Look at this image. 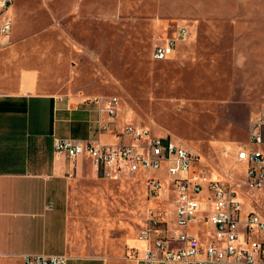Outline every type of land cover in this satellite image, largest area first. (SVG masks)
<instances>
[{
    "label": "rangeland",
    "instance_id": "1",
    "mask_svg": "<svg viewBox=\"0 0 264 264\" xmlns=\"http://www.w3.org/2000/svg\"><path fill=\"white\" fill-rule=\"evenodd\" d=\"M13 7L11 36L52 89L116 96L115 117L197 154L205 176L245 179L237 152L264 112V0H15ZM180 28L187 35L173 55L155 59L154 47ZM14 43L0 42V51ZM107 176L79 192L100 187L111 201L107 222L128 211L140 227L149 208L145 181ZM161 178L155 204L169 219L175 192L167 194L164 171ZM238 196L264 218V187L241 184Z\"/></svg>",
    "mask_w": 264,
    "mask_h": 264
},
{
    "label": "crops",
    "instance_id": "2",
    "mask_svg": "<svg viewBox=\"0 0 264 264\" xmlns=\"http://www.w3.org/2000/svg\"><path fill=\"white\" fill-rule=\"evenodd\" d=\"M13 10L11 32L2 43L10 37L15 43L0 51V264H25L24 256L31 254H64L67 264H138L136 257L145 249L139 237L145 221L136 227L126 211L125 217L107 222L112 206L100 187L79 192L89 180L109 179L107 172L85 154L69 159L54 151L55 138L129 142L114 133L126 123L110 117L94 101L96 95L48 86L18 35L11 36L17 16ZM101 123L108 129L103 131ZM127 175L133 174L125 170L116 179ZM133 176L146 183L144 175ZM171 206L170 218L161 219L169 232H177L174 202ZM201 220L190 232L208 239L212 232Z\"/></svg>",
    "mask_w": 264,
    "mask_h": 264
},
{
    "label": "built area",
    "instance_id": "3",
    "mask_svg": "<svg viewBox=\"0 0 264 264\" xmlns=\"http://www.w3.org/2000/svg\"><path fill=\"white\" fill-rule=\"evenodd\" d=\"M15 0H0V42L9 37ZM186 29L168 38L153 49L155 59L173 55L176 42L185 38ZM104 105L110 117H115L119 105L116 96L94 98ZM103 131L108 129L101 123ZM116 135L129 137V142L98 143L72 139L54 140V151L69 159L87 155L100 169L114 178L127 170L133 175H144L149 208L145 226L139 237L145 242L144 254L136 257L138 264H264V219L252 210L245 211L238 196L241 184L253 189L264 186V112L252 123L249 143L240 147L237 160L245 164V179L211 178L204 175L199 156L171 137L154 136L148 129L126 124L115 130ZM174 190L177 232H169L156 208L163 189L161 173ZM201 221L212 224L215 231L208 239L190 232V227ZM263 238H262V237ZM67 255H25V264H67Z\"/></svg>",
    "mask_w": 264,
    "mask_h": 264
}]
</instances>
